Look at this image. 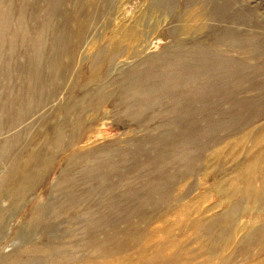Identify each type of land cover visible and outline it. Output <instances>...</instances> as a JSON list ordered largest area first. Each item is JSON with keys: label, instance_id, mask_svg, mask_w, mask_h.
<instances>
[{"label": "rangeland", "instance_id": "1", "mask_svg": "<svg viewBox=\"0 0 264 264\" xmlns=\"http://www.w3.org/2000/svg\"><path fill=\"white\" fill-rule=\"evenodd\" d=\"M263 139L264 0H0V264H264Z\"/></svg>", "mask_w": 264, "mask_h": 264}, {"label": "bare ground", "instance_id": "2", "mask_svg": "<svg viewBox=\"0 0 264 264\" xmlns=\"http://www.w3.org/2000/svg\"><path fill=\"white\" fill-rule=\"evenodd\" d=\"M230 7H231V5H230ZM205 10H206V8H205ZM205 11L204 12H200V13H198L197 14V18L198 19H200L201 17H203L204 15H205ZM192 16V15H191ZM208 16V15H207ZM194 21H196V20H194ZM198 21V20H197ZM183 29V28H182ZM185 33L188 31V28L186 27L185 29ZM190 30V29H189ZM184 34V33H183ZM187 35V34H186ZM264 140V139H263ZM264 155V154H263ZM262 163V162H261ZM257 166H258V162H255L253 165H251V167H250V171H255L256 170V168H257ZM247 171V170H246ZM251 173V172H250ZM249 173V174H250ZM252 175V174H251ZM255 176V175H254ZM249 177V176H248ZM243 180V179H242ZM247 180V179H246ZM245 181V180H244ZM247 182V181H246ZM263 182V181H262ZM245 183V182H244ZM238 185V184H237ZM264 186V185H263ZM238 187V186H237ZM234 188V187H233ZM240 189V188H239ZM243 192V191H242ZM247 192H249L250 194H252V195H256V197L258 196V198L259 197H262V196H264L263 194H264V191H260V190H256V189H253L252 187L251 188H248V190H247ZM248 194V193H247ZM233 195V194H232ZM243 195V194H242ZM263 200V199H262ZM261 199H260V201H262ZM188 216V215H187ZM198 224H200L199 222H198ZM196 225V224H195ZM194 227V226H193ZM199 227V226H198ZM192 228V227H191ZM197 230V229H196ZM195 232V231H194ZM229 242V241H228ZM131 245V244H130ZM175 246V245H174ZM111 255V254H110ZM116 255V254H115ZM151 262V261H150ZM165 262V261H164ZM110 263V262H109ZM114 263V262H113Z\"/></svg>", "mask_w": 264, "mask_h": 264}]
</instances>
